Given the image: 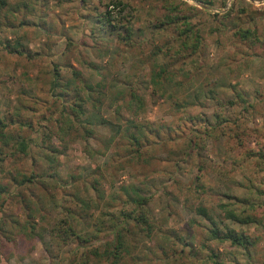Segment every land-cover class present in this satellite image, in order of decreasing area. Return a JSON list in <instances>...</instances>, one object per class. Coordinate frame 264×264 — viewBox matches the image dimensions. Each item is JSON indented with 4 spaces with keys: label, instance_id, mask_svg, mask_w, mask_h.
I'll return each mask as SVG.
<instances>
[{
    "label": "rangeland",
    "instance_id": "obj_1",
    "mask_svg": "<svg viewBox=\"0 0 264 264\" xmlns=\"http://www.w3.org/2000/svg\"><path fill=\"white\" fill-rule=\"evenodd\" d=\"M7 1L0 264H114L113 235L95 231L140 214V196L154 230L127 220L118 264H264V0ZM106 12L118 30L101 28ZM169 14L199 31L196 52L183 46L185 20L168 24ZM155 69H165L160 85ZM133 94L144 101L137 112ZM80 99L82 116L72 111ZM22 141L26 155L16 153ZM200 206L222 229L258 238L256 248L211 240ZM222 206L256 223L226 220ZM70 226L96 237L64 239Z\"/></svg>",
    "mask_w": 264,
    "mask_h": 264
},
{
    "label": "trees",
    "instance_id": "obj_2",
    "mask_svg": "<svg viewBox=\"0 0 264 264\" xmlns=\"http://www.w3.org/2000/svg\"><path fill=\"white\" fill-rule=\"evenodd\" d=\"M195 1L200 2L201 0H195ZM8 5L9 3L7 0H0V18L4 14ZM116 6H124L123 11H125V9H127L128 7L126 5H123L121 2L116 3ZM179 20L180 21L185 20L184 22L185 30L180 32V35L182 37L184 36V41H183L184 48L187 50L196 52L200 48L201 40H202L199 31L198 30L195 31V29L189 24L186 18H180L178 16H171L170 14L166 17V21H167L166 23L168 24L176 23ZM98 23L101 25L102 29H108V28L113 29V30L119 29L118 28L119 26H117L116 24H113L114 21L109 12H106L105 14L101 15L98 20ZM126 33L128 37L132 36L131 29L126 28ZM236 37H240L241 40H243L244 42H248L249 44H251V46L261 43L260 39L258 38L257 31L253 29H239V31L236 33ZM13 53L22 55L20 51L15 50V49H13ZM164 71L165 69H159V70L155 69L153 71L152 76H153V81L155 85L161 84L162 75L163 73H165ZM55 86L56 87L59 86V76L57 74H56ZM89 89H91V87H89ZM236 95H238V97L242 99L238 92H236ZM132 97H133V100L130 104L131 110L137 112L143 109L144 107L143 99L140 98L137 94H133ZM230 104L233 105L232 102H230ZM72 111L75 113V115L82 116L85 112L83 100L80 99L79 102L74 105V108H72ZM7 127L8 126L5 124L4 120L0 116L1 135H3V131L6 130ZM130 138L135 142L137 146L140 145V139L137 135L130 134ZM17 148L18 149H16V153L26 155L28 152L29 146L26 141H22L19 143V146ZM50 177H54V176H50ZM34 178L35 177L32 176L30 178L24 179L23 182L31 183L33 182ZM3 191H4V188L0 185V192H3ZM149 200L150 198L147 199V198H143L142 196L139 197V207L141 209V212L134 218H132V216L130 215L124 216L123 221L121 223L117 222L114 219H110L109 221L112 224H110L108 228L105 222H101L98 225L95 231L96 233H102L106 231V232H110L113 235L112 242L107 243L105 254L108 259L114 260L113 262L114 264H118L119 261L122 260L123 254L129 253L128 248L126 246H128L127 244L129 242L128 234L130 233V231L128 230V228H126V226H124L126 225L127 220L132 219V221L144 226L143 232H146L148 235H151L152 231L154 230L155 224L150 220L149 215L147 214L145 210L146 209L145 207L147 206V203L149 202ZM221 208L223 210L226 220H230L239 225H252L256 223L254 216L247 215L245 213L239 214L236 211L230 209L229 206H222ZM196 211L199 216H202L203 218L208 219L211 222L213 226V228L209 232L211 240L222 242V243L230 242L234 247L241 249L246 254H250L251 250L256 248L258 241H259L258 238L252 237L244 232H241V233L236 232L235 230L229 229L228 227H225V226L222 229L221 227H219L218 223L214 221V219L209 214L208 209L205 208L204 206L198 207ZM114 222L116 223L113 224ZM62 230L63 232L60 231V234L63 235L64 239L75 237L81 242L88 243L91 239H94L96 237L95 233L92 235V238L89 235L81 236L71 226L67 229H62ZM95 255H98V253L95 252ZM211 259L213 258L211 257Z\"/></svg>",
    "mask_w": 264,
    "mask_h": 264
}]
</instances>
